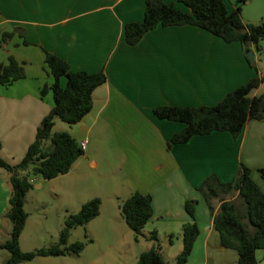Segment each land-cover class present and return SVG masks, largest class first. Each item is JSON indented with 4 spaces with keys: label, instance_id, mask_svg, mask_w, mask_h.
Listing matches in <instances>:
<instances>
[{
    "label": "crops",
    "instance_id": "0c3cea01",
    "mask_svg": "<svg viewBox=\"0 0 264 264\" xmlns=\"http://www.w3.org/2000/svg\"><path fill=\"white\" fill-rule=\"evenodd\" d=\"M163 1L188 12L179 0ZM145 2L0 0V64L11 57L24 70L23 79L0 85V159L17 164L52 108L51 93L40 94L51 83L44 68V51L65 60L73 72L104 71L106 82L94 90L91 111L70 129L78 143L86 142L85 151L67 174L54 179L59 180L58 194L82 204L99 198L97 218L106 215V207L111 208V219L119 222L118 230L125 238L128 227L120 216L119 203L135 192L149 195L153 214L143 233L156 231L160 240L179 237L182 225L190 221L184 203L194 201L198 234L186 264H237L236 252L220 247L212 226L219 201H210V214L197 189L210 175L220 184L230 182L243 165L264 194L258 173L264 169V120L247 121L236 138L213 131L168 146L183 125L158 119L153 109L215 105L230 91L264 75L263 69L256 68L258 52L249 44L243 46L252 53L250 64L237 42L224 43L190 25L157 26L129 46L124 25L142 21ZM223 2L228 12L236 6V0ZM240 17L250 24L263 19L264 0H246ZM5 33L10 35L6 40ZM24 40L29 44L24 45ZM65 84L61 78L60 85ZM263 91L261 83L248 96L257 97ZM6 173L0 168L3 179ZM2 188L8 201V189ZM235 197L236 193H230L224 199ZM145 242V249H150L152 243ZM167 250L161 246L163 259ZM255 258L257 264H264L260 251Z\"/></svg>",
    "mask_w": 264,
    "mask_h": 264
},
{
    "label": "trees",
    "instance_id": "16d2710c",
    "mask_svg": "<svg viewBox=\"0 0 264 264\" xmlns=\"http://www.w3.org/2000/svg\"><path fill=\"white\" fill-rule=\"evenodd\" d=\"M246 0H236V6L228 12L223 0H179L188 10L181 12L171 3L163 0H146L141 22L124 25V40L129 46L136 45L145 33L157 26L171 27L190 25L220 39L224 43L237 42L243 47L249 44L259 52V42L264 40V18L255 24L245 23L240 17V8ZM9 34H3L6 40ZM24 45L29 43L24 40ZM44 68L51 77V83L44 86L40 94L52 95V108L37 127L35 140L28 146L23 158L14 165L0 159V168L9 174L11 194L5 217L11 224L9 238L0 249L8 253L4 264H24L36 258H56L68 255H79L86 244L75 242L68 247L71 230L83 227L99 216L101 200L92 198L85 202L76 214H69L59 233L58 244L29 252L20 249L19 238L24 230L27 213L24 210V199L32 184L38 178L52 180L67 174L72 165L84 151L79 143L67 132L52 133L55 120L73 126L79 123L92 108L94 90L106 82L104 71L87 73L73 72L69 64L47 51H44ZM24 78L21 64L9 58L6 64H0V85L10 86ZM65 78L64 87L60 85ZM264 83V77H254L227 93L213 106L193 108L176 106H159L153 114L160 120L178 122L183 128L169 139L168 146L183 144L193 136H204L213 131L228 132L236 138L247 121L264 120V91L257 97H249L251 90ZM50 142V147L48 146ZM264 182V169L258 170ZM208 211L213 213L210 201L217 199L219 205L212 215V226L218 235L219 245L236 252L237 264H257L255 253L260 251L264 260V194L251 180L249 170L239 165L233 179L220 184L215 176H208L198 187ZM236 193L232 200L224 197ZM194 201L184 203V211L190 221L183 224L179 234L181 248L174 257V264H186L198 228L193 220ZM120 216L127 227L134 233L135 241L140 237L152 243L149 250L137 257L136 264H165L158 244L156 231L147 236L143 228L150 220L153 210L151 197L133 193L119 203ZM251 228L248 232L247 227ZM168 242L172 236H168Z\"/></svg>",
    "mask_w": 264,
    "mask_h": 264
},
{
    "label": "rangeland",
    "instance_id": "374dc122",
    "mask_svg": "<svg viewBox=\"0 0 264 264\" xmlns=\"http://www.w3.org/2000/svg\"><path fill=\"white\" fill-rule=\"evenodd\" d=\"M259 46L261 49L257 53L258 60L256 62L259 65L257 64L256 68H261L264 71V40L259 42ZM71 127L57 119L55 120L52 133H69ZM48 146L50 147V142ZM4 177L7 178L3 179L0 176V244L9 238L11 230V224L5 217L9 206V199L8 201L5 200L2 188L6 186L9 194H11V186L8 173L4 174ZM39 183L42 186L38 188L36 185ZM58 183L59 180H43L38 178L37 183L32 184L31 189L27 192L24 199V210L27 213V220L19 238L20 249L23 252L57 245L59 233L67 216L69 214H76L85 203L82 204L81 201L73 203L70 197H61L57 192ZM92 194L88 196H93ZM105 214L90 221L83 227H77L71 230L66 245L67 247L75 242H83L86 244L83 252L79 255L36 258L24 264H136L139 254L145 250L147 251L145 249L146 242L144 237H140L138 241H135L134 233L129 228H126L127 237L125 238L124 234L118 230L119 222L111 219V216L114 214L112 209L106 207ZM247 230L251 232L249 226ZM144 235L147 236L146 234ZM158 244L160 247L163 246L168 249L167 253H164V263L174 264V257L179 253L181 248L180 237L177 239L175 237L172 238L171 247L168 246L169 242L167 237L161 240L159 239ZM7 258L8 253L0 249V264H4Z\"/></svg>",
    "mask_w": 264,
    "mask_h": 264
},
{
    "label": "water",
    "instance_id": "95a60500",
    "mask_svg": "<svg viewBox=\"0 0 264 264\" xmlns=\"http://www.w3.org/2000/svg\"><path fill=\"white\" fill-rule=\"evenodd\" d=\"M245 57H246V59H247V61H248L249 63H252V62H253V57H252V53H251V52H247V53L245 54Z\"/></svg>",
    "mask_w": 264,
    "mask_h": 264
},
{
    "label": "built area",
    "instance_id": "2783aa9c",
    "mask_svg": "<svg viewBox=\"0 0 264 264\" xmlns=\"http://www.w3.org/2000/svg\"><path fill=\"white\" fill-rule=\"evenodd\" d=\"M79 145H80L81 150L85 151L86 142H80Z\"/></svg>",
    "mask_w": 264,
    "mask_h": 264
}]
</instances>
